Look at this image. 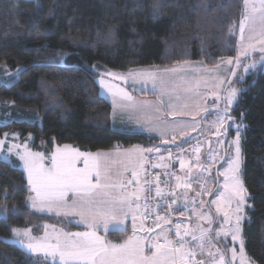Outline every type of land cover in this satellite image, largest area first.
<instances>
[{"label": "trees", "instance_id": "16d2710c", "mask_svg": "<svg viewBox=\"0 0 264 264\" xmlns=\"http://www.w3.org/2000/svg\"><path fill=\"white\" fill-rule=\"evenodd\" d=\"M242 12V0H0V66L23 67L18 79L0 85V101L31 107L34 118L0 126V133L17 129L22 136L32 133L36 144L53 139L90 151L168 147L171 142L112 128V104L101 93L95 65L121 71L196 60L218 65L237 53ZM134 93L159 98L156 91ZM234 122L245 125L243 176L252 204L243 235L249 255L264 264V67L241 82L228 113L213 189L229 159ZM29 195L24 170L0 158V264H45L5 239L15 226L37 235L45 223L83 228L33 209ZM132 233L128 222L106 237L121 240Z\"/></svg>", "mask_w": 264, "mask_h": 264}, {"label": "snow or ice", "instance_id": "6c2138e0", "mask_svg": "<svg viewBox=\"0 0 264 264\" xmlns=\"http://www.w3.org/2000/svg\"><path fill=\"white\" fill-rule=\"evenodd\" d=\"M243 19L239 23L240 39L243 42L246 27L255 30L259 26L257 43L264 45V0H242ZM251 39V38H250ZM249 49H254V45L249 43L247 47L241 48L240 55H247ZM264 52V47L260 49ZM239 62L238 60L236 61ZM227 63L233 61L229 59ZM175 71V69L166 70ZM112 75V73H108ZM153 81L155 86L156 76L153 73L140 74ZM100 83L112 90L103 79ZM199 87V85H195ZM162 93L166 92L163 82H161ZM194 91V88L187 89ZM114 96L117 93H113ZM122 100L131 101L135 105L133 98L123 89L119 90ZM236 96V89H232L226 97V103L231 104ZM170 107H174L169 105ZM186 107V106H185ZM227 111V109H225ZM183 112H173V115H183ZM223 123V119L219 121ZM163 135V133H161ZM180 135H185L181 126ZM175 142V136H173ZM4 144L0 140V147ZM235 157L230 159L229 167L225 170L224 191L219 193L218 198L211 201L215 206L216 213L222 214L226 224L231 225V239H239L241 232L242 215L246 205L247 190L239 176L241 165L240 136L234 141ZM16 147L15 145L13 148ZM13 148H9L11 152ZM70 146L65 145L64 149L57 148L50 157L51 166L46 167L42 153H33L25 148L23 154L17 153L23 166L27 170L28 183L34 195L28 197L33 208H47L64 216H78L81 223L85 224L88 231L66 232L63 229H55L49 234L47 231L42 238L31 236V229H13L17 236L23 235L27 238L26 247L32 253L41 255L45 264H233L237 260L236 250L231 249V257L226 260L224 252L218 247L215 251L210 247L206 255L207 261L198 259L205 254V246L211 245L212 238L209 233L211 228L202 227L197 223L196 228L185 227L181 232V225L175 226L174 234L176 239H169L165 230L151 238V243L146 244V236L137 234L136 212H140V202L143 201L145 208L141 212V231L151 233L154 229H144L143 219L145 214L154 212L156 217L155 227H161L158 221L163 220L169 223L168 216H161L155 209H148V197L145 195L144 185H140L138 176L143 171L144 149H133L128 153V164L132 166L131 180H123L121 177L129 168L124 166L123 171H114L115 162H109L103 157L106 154L81 153L78 150L69 151ZM159 150L157 149V152ZM199 152V148L193 149V154ZM171 155V153L169 154ZM83 167H78L81 163ZM7 159V157L5 158ZM199 157L197 156V160ZM181 168L185 167L184 161H180ZM156 165H154L155 167ZM166 167V165H160ZM199 167V165H197ZM136 169H139L137 171ZM207 171V169H204ZM173 175V174H169ZM177 188L185 190L184 199H188L187 190L191 188V183L181 181L180 176L175 177ZM148 184L147 191L150 193L152 185H155V197L160 198L165 195L163 189L159 187L161 181L159 176L153 182L145 181ZM138 185L131 188V185ZM204 193H197L202 196ZM171 198L176 196L173 190L168 194ZM174 202V201H173ZM201 208L205 202L199 201ZM235 205V206H233ZM157 207H159L157 205ZM165 207L171 205L165 200ZM183 215V213H181ZM131 216L133 234L121 243L108 241L104 236L99 235L97 229L107 233L110 230H125L123 221ZM198 220H207L212 223L211 208L197 214ZM234 218V219H233ZM51 227V226H49ZM219 235V233H217ZM227 235V233H225ZM187 238V239H186ZM163 239V243H161ZM23 243V241H21ZM189 244L194 246L190 247ZM239 264H254L244 251L243 241H240Z\"/></svg>", "mask_w": 264, "mask_h": 264}, {"label": "rangeland", "instance_id": "374dc122", "mask_svg": "<svg viewBox=\"0 0 264 264\" xmlns=\"http://www.w3.org/2000/svg\"><path fill=\"white\" fill-rule=\"evenodd\" d=\"M259 31L260 29L258 25L255 27V30H250V27H246L244 32V40L242 42L240 39V32L238 27V47L236 55L234 57H227L223 59L219 65L215 66H207L199 60L177 63L173 66L149 65L144 67H137L127 71L115 70L103 64L95 65V70L98 73L97 80L101 87V93L112 103L113 106L114 120L112 128L121 132L143 134L151 138L158 137L163 142H173V136H175V141L188 139V137H190L191 135H194L198 131L202 130L203 126L207 127L208 121L211 124L214 123L215 120H218L219 122L221 119H223V123L221 124L219 122L218 125H224L230 109L235 104L238 98L241 82L244 81L252 72L264 67V52L260 50L261 47H264V45L257 43ZM249 43H252L254 45V49H249L247 55L241 56L240 52L242 46L247 47ZM229 59H231L233 63H227ZM237 60L239 61L238 63L236 62ZM22 68V66H18L15 68L10 67L9 65L0 66V85L10 84L13 80L18 79ZM171 69H175V71H166ZM108 73H112V75L110 76L108 75ZM142 73L155 74V86L152 80L140 75ZM101 79H103L108 85L112 86L111 91L109 90V88L100 83ZM161 82H163V86L166 89L165 93H162L160 91ZM197 84L199 85V87H195V85ZM190 88H194V91H187V89ZM120 89H123L130 96H133L130 89L136 91L153 90L157 92L159 100L137 98L133 96V101H135V105L133 106L131 101L120 100L118 98L120 96ZM232 89H236V96L231 104H227L226 97ZM114 92L117 93V96H114ZM169 105H172L174 107H170ZM30 108L31 107H27L22 104L18 105L14 101L3 99L2 101H0V126L6 125L13 121L34 119L32 116H30ZM225 109H227V111H225ZM174 111L183 112L184 114L173 115ZM120 114L123 117L121 119V122H118L117 117H119ZM33 115L41 122V117L38 114ZM181 126L183 127L185 135H180ZM233 126L235 129L234 136L229 139L227 149L229 159L226 162V165L222 168L219 178L217 179L218 185L216 186V189H213V181L215 179L211 177V171L208 180L209 187H211V189H208L210 191V195L208 196V198L206 197L203 200L205 202L204 208H201L200 206L199 209L194 212L193 218L187 227L195 229L197 223H199L202 227L212 229V231L209 233L212 238V243L211 245L206 244L204 255H200L198 252V259H204L207 261L209 258L207 257L206 253L209 248L211 247L212 250L215 251V248L218 247L222 252H224L225 258L227 260L231 257V249L234 248L237 253V260L234 261L233 264H239L240 241L242 240L246 255L251 259V261L254 262V264H257V262L247 252L245 238L243 235V223L248 218V209L252 205L243 176L244 156L242 142L244 139L245 125L242 122H234ZM237 131H239L241 149V165L239 176L243 182L244 187L247 190V196L246 205L242 212L244 218L241 221V232L239 234V239L233 241L231 239V232L229 231L231 225L224 222L222 214L216 213L215 206L211 204V201L217 199L219 193L224 191V173L225 170L229 167L230 159L235 157L234 141L237 136ZM161 133H163V135H161ZM0 140L4 141L3 146L0 147V158L23 169L26 178L27 170L23 166V161L20 160L19 156L17 155V153L23 154L25 148L33 153H42L44 156V164L46 167L51 166L50 157L52 153H54L57 148L64 149L65 145L70 146V148L68 149L69 151L78 150L81 153L106 154V156L103 157L104 159L108 160L109 162H115L113 165L114 171H123L124 166H127L129 168V171L124 172L123 176L121 177V179L125 181L133 179L130 174L131 170L133 169L132 166L128 164V153L131 150L137 148L151 150L144 151L143 171H141L140 175L138 176L140 185H144V187L149 170V157L153 152H157V149L159 150L158 152L162 151V148L160 146L155 147L142 144H136L131 147L117 148L113 150L90 151L81 149V147H79L78 145L70 143L59 145L55 143L53 139L49 141L41 140L38 144H36L35 137L32 133L22 136L21 131L17 129H9L3 131L2 133H0ZM52 143L54 144L51 145ZM14 145L16 147L13 148ZM9 148H13V150L9 152ZM181 148L177 149L180 150ZM182 153L180 155V161L185 157V155H183ZM6 157L7 159H5ZM82 159L83 158H81V163L78 164V167H83ZM218 161L219 159L215 160L214 164L216 165ZM186 162L188 166L191 167L192 161H190L189 159ZM136 170L139 171V169ZM202 176L204 177V175L200 174V177ZM130 187L136 188L138 187V185L133 184ZM31 195H34V193L31 191L30 186V196ZM212 195L213 197L211 198ZM31 203L32 202L29 200L30 206ZM141 205L142 201L140 202V208ZM209 207L211 208L212 215L211 225H209L207 220H198L197 216L198 213L205 211ZM43 210L44 211L42 212H45L47 214L61 215L54 211H48L47 208H44ZM141 211L136 212L135 215L138 217ZM69 218L70 220H72V222L82 225L83 228L76 229L74 231H66L61 225L45 223L43 232L40 235L33 233L30 227L15 226L13 227V229H31V236L36 238H42L45 235L46 231L51 234L53 231V227L55 229H63L66 232H84L89 230L85 224L79 222L80 218L78 216H71ZM127 219L123 221L124 229L126 228L127 221H132L131 216H129ZM183 230L184 229L181 230L182 233ZM97 231L99 235L104 236L102 233L103 231L99 229H97ZM109 231H113L111 230V225ZM217 233H219V235H217ZM225 233H227V235H225ZM137 234L140 236H145L144 234ZM5 239L9 242L16 243L26 252L41 260H44L41 255L34 254L27 249L26 244L28 243V240L23 235L17 236L13 231L12 235L10 237H6ZM21 241H23V243H21ZM146 244H150L149 242H147V238ZM189 246L192 247L194 245L189 244Z\"/></svg>", "mask_w": 264, "mask_h": 264}, {"label": "built area", "instance_id": "2783aa9c", "mask_svg": "<svg viewBox=\"0 0 264 264\" xmlns=\"http://www.w3.org/2000/svg\"><path fill=\"white\" fill-rule=\"evenodd\" d=\"M223 128L222 125H218L213 132L209 135H201L198 138L190 142L186 148L174 149L171 147L162 149L161 152H153L149 157V170L147 173L146 181L153 182L157 176L161 181L159 187L164 190L165 195L160 198L155 197V185H152L151 192L147 191L148 184H145L146 194L148 197L147 208L155 209L156 212L161 216H168L169 223H165L163 220L158 221L161 227H155L156 217L154 212L145 214L143 219L144 229H154L151 233H145L141 231V213L136 220V231L144 234L147 237V241L151 243V238L155 237L156 234L161 231V228L165 230L170 239H176L174 230L177 224H180L181 230L187 227L194 215V212L199 208L200 200H204L208 196L209 189V175L211 174L212 168L214 167L215 160L221 156L223 148ZM199 148V152L193 154V149ZM187 151L190 161H192L191 167L194 168L197 174H202L204 177H200L199 180L191 177L187 182L191 183L190 196L186 201L181 202L178 189L176 187L177 181L176 176H179L177 167L182 152ZM171 153V155H169ZM197 156L199 159L197 160ZM167 158L166 167L158 166L162 158ZM201 159V160H200ZM154 165H156L154 167ZM199 165V167H197ZM204 169H207L205 171ZM173 174V175H169ZM176 192V196L171 198L168 194L171 191ZM203 192L202 196H197V193ZM165 200L171 205L170 208L165 207ZM174 201V202H173ZM157 205L159 207H157ZM145 208V204L142 201V211ZM141 211V212H142ZM183 213V215H181ZM130 227L132 228V221H130ZM163 243V239L160 241Z\"/></svg>", "mask_w": 264, "mask_h": 264}, {"label": "crops", "instance_id": "0c3cea01", "mask_svg": "<svg viewBox=\"0 0 264 264\" xmlns=\"http://www.w3.org/2000/svg\"><path fill=\"white\" fill-rule=\"evenodd\" d=\"M220 64V63H219ZM218 64V65H219ZM131 70V69H130ZM123 82V81H122ZM100 89H101V87H100ZM130 91H131V93H132V95L134 96V97H137V98H149V97H142V96H138V95H136L135 93H134V91H136V90H133V89H130ZM145 91V90H144ZM153 91V90H152ZM138 92H140V91H138ZM117 96V95H116ZM133 96H131L132 98H133ZM159 97V96H158ZM120 100H122L121 99V96H119L118 97ZM134 99V98H133ZM149 99H154V100H159V99H155V98H149ZM112 104V103H111ZM122 113V112H121ZM122 115L120 114L119 115V117H117V121L118 122H121V119H122ZM207 117H208V115H207ZM113 120H114V116H113V106H112V123H111V125H113ZM218 120H215L214 121V123H209V121H208V125H207V127L206 126H203V129L202 130H200V131H198L197 133H195L194 135H191L190 137H188V139H185V140H182V141H179V140H177V141H175V143L174 142H172V141H168V142H171V144L169 145L170 147H172V148H175V149H177V148H186V146L190 143V142H192L194 139H196V138H198L199 136H201V135H209L211 132H213L214 131V129L218 126ZM156 139H159V140H161L160 138H158V137H155ZM168 146V147H169ZM161 148H163L164 149V147H161ZM181 148V149H182ZM82 149V148H81ZM183 155H185V157H184V159L182 160V161H184V163H185V167L182 169L181 168V164H179V166H178V168H177V171H178V174H179V176L181 177V181L183 182V181H186L187 182V180L189 179V178H191V177H193V178H196V180H199V177H200V175L199 174H197L196 172H195V170H194V168H191V167H189L188 166V164H187V162L186 161H188L189 160V157H188V153H187V151H184L183 153H182ZM164 164H167V158H162L161 160H160V162H159V166L160 165H164ZM178 189V195H179V198H180V200H181V202H183V201H186V200H188L189 198H191V196H190V189H188L187 190V195H188V199H184V197H183V193L185 192V190L184 189H182V188H177ZM146 194V193H145ZM30 196V195H29ZM29 201V200H28ZM30 205V204H29ZM200 207V206H199ZM33 208V207H32ZM34 209V208H33ZM141 209H142V205H141ZM199 209V208H198ZM35 210H37V211H40V212H42V211H44V210H42L41 208H39V207H37V208H35ZM45 213V212H44ZM62 216H64V215H62ZM66 217V216H65ZM67 218H69L68 216H67ZM70 219V218H69ZM128 220V219H127ZM128 222H129V224H130V220L129 221H127V224H126V228H127V226H128ZM64 227V226H63ZM125 228V229H126ZM64 229L66 230V231H74V230H70V229H68L67 227H64ZM117 231H123V230H117ZM108 232H110V231H108ZM107 232V233H108ZM161 231H159L156 235H158L159 233H160ZM103 233V235L106 237V234L107 233H105V232H102ZM137 233H139V234H142V233H140V232H137ZM133 234V233H132ZM131 234V235H132ZM131 235H129V236H131ZM129 236H127L126 238H124V239H121V240H112V239H108L107 237H106V239L108 240V241H111V242H113V243H121V242H123L124 240H126ZM148 242V241H147Z\"/></svg>", "mask_w": 264, "mask_h": 264}, {"label": "water", "instance_id": "95a60500", "mask_svg": "<svg viewBox=\"0 0 264 264\" xmlns=\"http://www.w3.org/2000/svg\"><path fill=\"white\" fill-rule=\"evenodd\" d=\"M225 139H226V138H225ZM225 139H224V140H225Z\"/></svg>", "mask_w": 264, "mask_h": 264}]
</instances>
